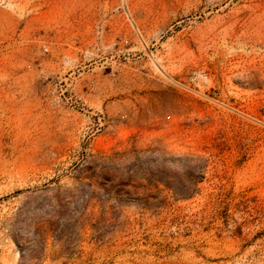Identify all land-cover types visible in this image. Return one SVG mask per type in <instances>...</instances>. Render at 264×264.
<instances>
[{
    "label": "rangeland",
    "instance_id": "1",
    "mask_svg": "<svg viewBox=\"0 0 264 264\" xmlns=\"http://www.w3.org/2000/svg\"><path fill=\"white\" fill-rule=\"evenodd\" d=\"M0 264H264V0H0Z\"/></svg>",
    "mask_w": 264,
    "mask_h": 264
}]
</instances>
